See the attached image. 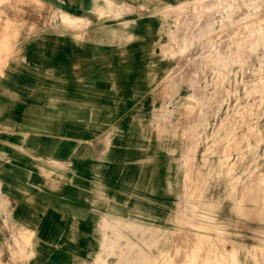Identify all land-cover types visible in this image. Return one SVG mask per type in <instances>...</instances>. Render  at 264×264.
I'll use <instances>...</instances> for the list:
<instances>
[{"label":"rangeland","instance_id":"rangeland-1","mask_svg":"<svg viewBox=\"0 0 264 264\" xmlns=\"http://www.w3.org/2000/svg\"><path fill=\"white\" fill-rule=\"evenodd\" d=\"M193 1L194 0H191V1L188 0V2H187L188 4L187 3L183 4L185 6H183V5L181 6V4L178 3L179 1H162L163 3L162 2L159 3V1H147V3L149 5L145 8H147L146 11L149 14V21L147 22L145 31L143 32L144 35H142V37H133L131 39L125 38L122 41L123 43H125V41L133 40L136 42L135 45L139 46L140 47L139 49L141 50V53L134 54V59L132 60V62L127 64L128 66L131 67V70L125 69L123 71H117V72L116 71L105 72L102 74V78H108V77L112 76L111 80H109L112 83L111 85H100V86L87 87L86 93L89 94V96H87V97H90V98L96 100V101H87L85 103L86 116H85V118H81V120H80L81 122L83 121V126H84L83 129L85 130V133L83 135H80V138H84L83 140L86 141L87 148L84 150H82V149L74 150L75 152L70 151V150H62V149L52 152V150H50V149L42 148V149H37L35 151L34 150L31 151L32 155H31V153L27 155L23 152L25 154V155L23 154V156H28V157H31L32 159L34 158L33 155H35V157L38 156L40 158L38 160V164L40 161H42V163L44 164V161L46 159H51V158H53L55 160H61L63 158H69V159H74V161L73 160L69 161L70 164L68 167V169H69L68 172L65 171V168H64L65 166H62L63 165L62 163L59 164V166L57 165L58 166L57 167L54 163L55 161L53 162V160H52L50 163H53V164H50L49 162H45L44 168L47 170H50V172L45 171V176H44V174L41 173L40 167L37 168L36 165H33V167H28L26 165L25 167H23V171H21L20 174L16 170V173H17L16 177L23 179L22 181H20L18 183H15L13 181L12 182H6V181L3 182L2 181V183H0V192H1L0 195L4 194L8 198L3 197V195H1V197L4 199H2L0 197V208L3 207V211H5V213L0 214V223L4 222V221L13 222L15 220V219H13V217H14V215H16L18 220H21V221L45 222L48 225H51L53 227V236L54 237H65L64 232L66 233L67 223L69 222V220H71L73 218H75V220L77 219L78 227L82 231V234L80 236L78 235V241L77 242L76 241L75 242L70 241L69 245L65 246V249H68V251H69L68 254L70 255V257H69L70 263L69 264H78V259H81V261H82L83 258L85 259V262L83 264H95L96 262H97V264H100L101 262L103 264H114V263L126 264V262L130 260L129 258H131V260H133L132 261L133 264L134 263L135 264H143V263L148 264V261H146V260L148 258H151V257L152 258L153 257L154 258L155 257H159V258L164 257L167 259L168 262L171 259L172 262L174 261L175 264H177V263H179V264H183V263L184 264H190V263L191 264H201V263L202 264H208V263H210V261H211V263L213 262L212 264H216L217 262H218V264H234L235 262H236L235 264H242V263L243 264L244 263L245 264H247V263L248 264H250V263L251 264H260L262 261V264H264V259H263L264 258V254H263L264 253V250H263L264 249V245H263L264 243H262L263 240L258 239V237H257L259 230L260 229L264 230V205H263L264 204L263 203L264 202V194H262V193H264V150H263L264 149V143H263V141H264V109H263L264 108V89H263V87H264L263 86L264 85V64H262V63H264V0H239L241 2L242 1L247 2L245 4L243 2L242 3L240 2L242 5H240L239 2L237 3V0H234L235 3L233 2V0H223V1L217 0L215 2L213 1V3L214 4L217 3V5H214L213 3L208 2V3H210V6L212 4L211 8L209 6L208 7L209 9H208L207 6L209 4L206 3V4H208L206 6V8L201 7V9H200L201 12L197 11L196 13L194 12L195 10L193 9L194 7L192 6V3H191ZM225 1L229 5L226 4ZM221 2L222 3L224 2L227 5L225 8H227V7L228 8L225 9L223 4L221 5ZM105 3H106V1H105ZM177 4H178V6H177ZM231 4H232V6H231ZM173 6H175V7H173ZM239 6H240V8H239ZM186 7H187V9H186ZM145 8H144V10H145ZM233 8L235 10H233ZM243 8L245 9V11H243ZM188 9H189V11H188L189 13L187 12ZM206 9H208L210 12H207ZM236 9H238V12ZM239 9L242 11L243 14L241 12H239L240 11ZM172 10L174 11L175 15L173 14ZM204 10L206 13L204 12ZM221 10H223V11L225 10V11L223 12ZM104 11L105 12L100 13L101 16L104 15L105 13L106 14L109 13L108 12V5H105ZM180 11H182V12L186 11V12L182 13ZM191 11H192V13H191ZM215 11H217L216 14H215ZM202 12H203V14H202ZM235 12H237L239 14L241 13V15L243 17L246 13V15H245L246 18L245 17L243 18L241 15L239 17L238 16L239 14H236ZM180 13L183 14V17L181 16ZM190 13H191V15H190L191 18L189 17ZM207 13H209V14H207ZM211 13L215 14V15L213 16ZM185 14H187V15H185ZM233 14H236V15H233ZM163 15H166V16H163ZM184 15H185V18H184ZM179 16L182 17L181 18L182 21H183V19H186L185 22L180 21ZM192 16L195 19L198 18L196 23H195L194 18ZM235 16L237 19H235ZM107 17H110V16H107ZM172 17H174V18L172 19ZM176 17L179 19V21L182 24H180V22L178 23V25L175 24L177 21ZM201 17L204 19H202ZM209 17H211V18H209ZM221 17L223 20L221 19ZM187 18L189 21L187 20ZM60 19L61 20L63 19L62 15L59 14V16H58V14H56L54 11L50 12L46 19H45V17H43V20H42L43 24L41 23V26L50 27L51 25H57L59 23L58 27L60 28L62 22L64 21V20L61 21ZM207 19L209 22L207 21ZM209 19L212 21H214V20H216V21H214V23H211V21ZM217 19L218 20L220 19L221 21L220 20L218 21ZM230 19H232L234 21H232ZM191 20H193V21H191ZM199 20L200 21L202 20V23H200ZM204 20L207 22V24L208 23H210V24L205 25L206 22ZM238 20H239V22H238ZM187 22H189V23H187ZM191 22L193 25L192 27L190 26ZM228 22H229V24H226ZM232 22H234V23H232ZM166 23L167 24L169 23V24L167 25ZM79 24H82V26L84 25V23H79L76 21L75 25H73V26H76V25L78 26ZM173 24L177 25L179 28H181L182 25H183V27L181 29H178V27L177 26H176L177 28L174 27L175 25H173ZM185 24L186 25L189 24L187 27H188V29H190V28L191 29L188 30L185 28V30H184L183 28L186 26ZM197 25H200V26H197ZM243 25L246 27H243ZM247 25L250 28H248ZM189 26H190V28H189ZM203 26H205L206 28H204ZM239 26H240V28H239ZM175 28H176V31H175ZM235 28H236V30H235ZM182 29H183V31H182ZM239 29H241V30L239 31ZM245 29L248 31L244 32ZM178 30L179 31L181 30V32H178ZM208 30H210L211 32ZM201 31H202V33H201ZM227 31L228 32L231 31L233 33L230 32V34H229ZM236 31H239V32L237 33ZM171 32H172V34L174 33L176 36L174 37V34L171 35ZM182 32H183V34L186 33L185 35H188V36H189V34L191 35V37L189 36L187 38L190 41V43L188 40H186V43H185L183 40L180 39V38H182V36H184L181 34ZM240 32H242V33H240ZM179 33H180V37H179ZM203 33H204V35H203ZM225 33H226V35H225ZM235 33H237V34H235ZM250 33H253L252 36ZM222 34L225 36H222ZM240 35H242V36H240ZM245 35H246V37H244V38H247V39L242 38ZM248 35H250V37ZM219 36L220 37L222 36L223 38H225L227 36L228 37H231V36L236 37L233 39L235 42H239L237 37L242 38V39L240 38L241 44H239V45H238V43H235V45H234V41L230 38L228 39V41H232L233 44H232V47L229 48L230 53L227 55V58H226L227 60L225 59V62L223 61L222 65H221V62H219V61L216 62V61H214V59H216L217 56L218 57L224 56L222 48H223V44L225 43L227 38L225 40L223 38H220ZM172 37H173V39H172ZM190 38H192V40H190ZM218 38H220L219 41H218ZM254 38H255V40L253 41ZM174 39H176V40H174ZM178 39H180V40H178ZM210 39H211V41H210ZM222 39L225 41H223ZM235 39H237V40H235ZM193 40L195 41V43ZM214 40H216V41H214ZM177 41L180 43H178ZM203 41H205V42L207 41V43H206L207 45L204 44L205 42H203ZM191 42H192V45H191ZM201 42H203V43H201ZM245 42H246V44H245ZM163 43H166L165 46ZM226 43H227V41H226ZM180 44L187 47V49L186 48L184 49L187 52L183 51V53L182 52L179 53V50L182 47V45H180ZM221 44H222V46H221ZM172 45H174V46H172ZM186 45H188V46H186ZM199 45H201V46L199 47ZM203 45H206V46L204 48L200 49L201 47H203ZM219 45H220V49L218 48ZM247 45H249V46H247ZM162 46H164V47H162ZM208 46L209 47L211 46V47L209 48ZM173 47H175V48H173ZM245 47H247V48H245ZM250 47H252V48H250ZM193 48L197 49V50H195L197 52H195V53H194V51L192 52L191 49H193ZM239 48H242V50L240 49L241 50L240 51ZM160 49H161V51H160ZM205 49L207 51H205ZM200 50L202 51V53ZM172 51H174L175 54H173ZM220 51H221V54H220ZM168 52L170 54H173V55H170ZM198 52L200 54H202V56ZM185 53H187V54H185ZM239 53H241L240 56H239ZM177 54H179V55H177ZM210 54L212 56H210ZM213 54L216 56H214ZM189 55H193L191 57L192 58L195 57V60L197 58H200V57L202 58V59L201 58L198 59L199 63L197 62L196 65H199L198 69H197L198 73L201 75L202 78L206 77L205 78L206 81L212 79L211 82H213V80H214V82H231V83H225L223 85L217 84L218 86L211 83V84H209V86L208 85L206 86V84H203V82H202L205 79L204 78L202 79L201 77H200L201 79L199 78L200 81L197 80L199 83H197L195 86H194L195 83L193 85L186 83L185 81L187 79L185 77H187V76L183 77V75H186V74L188 75L189 72H191L190 71L191 69L188 67H191L194 71L196 69L195 67H192V64L189 62L191 60L190 59L191 57ZM234 55L237 56V59H236V56L234 57ZM119 57H125V56L122 55ZM127 57H128V55H127ZM209 57H211V59ZM181 58H184L185 60H183ZM200 60H201V62H200ZM203 62L205 63V65ZM209 63H210V65H209ZM217 63H218V65H216ZM183 66H185V67H183ZM207 66H209V68L212 67V69H214V67H218L216 70L218 75L220 74V71H221L220 75H224L225 72L227 74V72L229 71L228 74L231 77L227 78V79L223 78V80H221L219 77L209 78L212 76V69L206 70ZM219 66H222L221 69H219ZM258 67H259V69H258ZM203 70L205 72L206 71L207 72L206 73L202 72ZM170 71H172L173 73ZM174 71H176L175 72L176 75L174 74ZM169 72L172 75H170ZM180 72L182 73V75ZM255 72H256V74H255ZM165 74H168L170 77L167 75V77H168L167 78ZM173 74L177 77H171V76H174ZM163 77H165V78H163ZM160 79H162V80H160ZM168 80H170V81H168ZM103 81H107V80H103ZM182 81H184V82H182ZM237 82H239V83H237ZM260 82H261V84H260ZM124 83H126V84H124ZM159 83H161V84H159ZM178 83H180V84H178ZM234 83H236V84H234ZM253 83H255L256 85ZM262 83H263V85H262ZM167 84H168V87H167ZM260 85L262 86V88ZM191 86L193 87L192 88L193 90H191ZM237 86H239V87L236 91ZM172 87H174V88H172ZM195 87H198V88H195ZM205 87H207V89L210 90L209 94H208V92L202 91V90H204L203 88H205ZM252 87H253V89H252ZM162 88H163V91H162ZM164 88H166V89H164ZM168 89H169V91H168ZM220 89H223V91ZM218 90H220L219 91L220 94H218ZM199 91L202 92L201 93L202 95H200ZM232 91L233 92L236 91V94L235 93L233 94ZM250 91L253 92V94ZM162 92L164 94H167V95H163ZM227 92H229V93H227ZM247 92H248V95H247ZM259 92H260V94L263 93V94H261L262 96L259 94ZM192 93L193 94L195 93V95H193ZM226 94H227V96H226ZM199 95H200V97H199ZM219 95H221V98ZM190 96H193V97H190ZM166 97L170 98V99H167ZM195 97H196V99H195ZM222 97H224V98H222ZM261 97H263V99ZM189 98H190V100H189ZM199 98H200V100H199ZM205 98H207V99H205ZM247 98H248V100H247ZM163 99H164V101H162ZM220 100H222V102ZM234 100H236V101H234ZM186 101H187V103H186ZM218 101H219V103H218ZM161 103L163 104V106H160ZM189 103H190V106L193 108L192 111H191V109L188 110L185 108L186 105H189ZM201 103L203 105L204 104L205 105L202 106ZM165 104H167V105H165ZM210 104H212V106ZM218 104L219 105L221 104L220 107H218L219 106ZM246 104H248V105H246ZM259 104H260V108L258 106ZM58 105L60 106V103L55 102L54 124H56L60 120L58 118L60 116V114H59L58 110L56 111V109L59 107ZM206 105H207V107H206ZM240 105H242V106H240ZM73 107H71V109H70L71 110V112H70V114H71L70 118L71 119L73 118L72 117V115H73L72 110L77 109V108L75 109V106H73ZM163 107H165V110L162 109ZM208 107H211V108H208ZM237 107H238V109H236ZM249 107L251 108V110ZM195 108H197V109H195ZM225 108H227V109H225ZM257 108H258V110H257ZM180 110L181 111L183 110V111L181 112ZM184 110H186V111H184ZM241 110H242L241 113L243 116L240 115ZM244 110L245 111L247 110L248 113L245 112ZM95 111H96V113H95ZM99 111H100V113H99ZM226 111H227V113H226ZM236 111L237 112L239 111L240 114L237 113ZM215 112L217 113V115H220V117H219L220 120H218V117L213 115ZM160 113L161 114L165 113V114H162L163 115L162 116ZM93 115H97V116H93ZM249 115H250V117H249ZM157 116L159 119H157V121H156ZM187 117H188L189 121H186V120H188V119H186ZM214 117L217 120H214ZM231 117H232V120H231ZM233 117H235V119ZM240 117H242L243 120H242V118L240 119ZM253 117H255V118H253ZM176 118H177V120H176ZM229 119L232 122H230ZM72 120H74V119H72ZM75 120H77V119H75ZM154 120H155V122H154ZM205 120L207 121V123ZM185 121L187 122V125H186ZM240 121H241V123H240ZM247 121H249V122H247ZM181 122H183V123L181 124ZM209 122H210V124H209ZM219 122H222V125H220L221 123H219ZM72 123L74 125H78V122H76V121H73ZM151 123H153V124L151 125ZM237 123L241 126V128L240 127H238V128L234 127L237 125ZM226 124L229 127H227ZM239 125H237V126H239ZM252 125L254 128L252 127ZM201 126H202V128H201ZM223 126H225V127H223ZM248 126H250V127H248ZM160 127L162 130L159 129ZM189 127H191V128L189 129ZM204 127L206 128V131H208V133L210 134L209 135L210 136L209 141L211 144L209 143L208 145H206V143H204V142L203 143L201 142V136L204 134L203 133ZM177 128H178V130H177ZM181 128L186 131V132L184 131L186 134L185 137L181 136V135H184L183 130ZM255 128H256V130H255ZM216 129L217 130L219 129L220 131L219 130L216 131ZM199 130H201V131H199ZM225 130H227V131L224 133ZM179 131H180V133H179ZM233 131H235V132H233ZM244 131L246 133H244ZM250 131H251V133H250ZM197 132H198V135H197ZM254 132H255V134H254ZM178 133L180 135H178ZM187 133L189 134V136L187 135ZM229 133L232 135H230ZM241 134H243L244 136ZM226 135L228 136V138L226 137ZM72 136H73V134H71L70 137H72ZM81 136H83V137H81ZM223 136L226 138H224ZM253 136H254V138L252 139L251 137H253ZM231 137H233L234 139ZM241 137L243 139H245L246 141L243 140ZM75 138L76 139L78 138L77 134H75ZM221 138L223 140L224 139L225 140L222 141ZM247 138H248V141H247ZM195 139H197V140H195ZM214 139H215V141H214ZM194 140L196 142H194ZM80 141H82V139H80ZM187 141H189V142H187ZM237 141H240L241 144L239 142L237 143ZM258 141H259V144H258ZM216 142H219V143H216ZM104 143L106 144V146H104L105 145ZM212 143H213V145H212ZM232 143L235 145L233 146ZM237 144H239V145L237 146ZM224 145H225V147L227 146L228 148H224ZM250 145H251V148H250ZM40 146L44 147L45 144H40ZM247 146L249 147V149ZM181 147H183L182 150H181ZM205 147L207 149H205ZM236 147L239 149L237 150ZM189 148L195 149V150L193 151V150H190ZM222 148H224V149H222ZM94 149H96V152L94 151ZM101 149H103V151ZM184 149H186V151ZM187 149H189V151ZM183 150L185 152H187V151L188 152L185 154V152ZM129 151L132 152L133 154L129 155ZM6 152H10V151L6 150ZM97 152L98 153L101 152V153L98 154ZM178 152H179V154H178ZM182 152H184V153H182ZM217 153H218V156H216ZM95 154H97L96 157H95ZM212 154H214V155H212ZM120 155H123V156L121 158H119ZM188 156H189V158H188ZM179 157H180V160H179ZM181 157H182V159H181ZM185 157H187V158H185ZM205 157L207 158V160ZM227 157H229V158H227ZM148 158H150V159H148ZM170 158H173V159H170ZM217 158H219L218 160H219V162L221 161V163L218 162ZM225 158H227V159L225 160ZM192 159H193V161H192ZM183 160H185V161L188 160L189 162L186 161V163H184ZM201 160L202 161L204 160V162H202ZM231 162H233V163L229 164ZM203 163H204V165H203ZM183 164H186L187 166L183 165ZM40 165H42V164H40ZM184 167H188V168H184ZM227 167H228V169H227ZM183 168L187 169V170L184 171ZM189 168H190V170H189ZM230 169H232V170L230 171ZM27 170H30V171L28 172ZM152 170H154V172H152ZM252 170H254V171L252 172ZM14 171H15L14 167H10V166L9 167H0V178L1 177L3 178V176H4L3 174H13ZM191 171H192V173H191ZM35 172H37V174L39 173L38 174L39 179L47 178V180L44 179L43 181L42 180L38 181L36 176L33 175ZM183 172H184V174H182ZM196 172H197L198 176H196ZM28 173H30L29 176H28ZM200 173H201V175H200ZM161 174H163V175L165 174L163 180L160 179V177L162 176ZM247 175H249L250 178L247 177ZM260 175H261V177H259V179H258V176H260ZM150 176H152L153 179L154 178L156 179V181H154L155 182L154 185L156 184L155 188L152 190L149 189L150 183L147 182L149 180L147 178H149ZM157 176L159 177V179H157ZM195 177H197V178H195ZM199 177H200V179H199ZM142 178H143V180H142ZM99 179H101V180H99ZM183 179H184V181L182 182ZM236 179H238V180H236ZM249 179H250V181H249ZM260 179H261L262 183L260 182ZM11 180H13V179L11 178ZM185 180H186V182H185ZM255 180H256V182H255ZM39 182L43 186L47 187L48 190L46 191V193L45 192H39L38 185H37V183H39ZM80 182L85 183L88 186H86V188H84V187H82L83 185H81ZM189 182H192L193 184L189 183ZM235 182H236V184H235V186H233V184ZM250 182H252V183H250ZM229 183H231V184H229ZM256 184H258L260 186V191L262 190V192H259L261 194L260 200L258 198V201L260 203L261 202L262 203L255 207L254 205L251 204L252 198L249 197V193H251V189H250L251 186L252 185L255 186ZM169 187H171V189ZM14 188L16 190V195H17L15 197H14L15 193L13 191ZM200 188H201V190H200ZM178 189H180V190H178ZM194 190H196V191H194ZM231 190H233V191H231ZM99 191H102L105 193L109 192V194H110V192H111V194H112V192H114L119 197H127L129 199H132V201H134L135 198H132L129 195V194L133 193L134 196H136V198H137L136 200H139L140 205L150 206L151 208L158 209L162 213V216L160 215L162 218H157V217L149 215L145 212L135 213V211L134 212L130 211L128 206L119 205V203L117 204L115 199L113 201V199L110 200L109 197L104 198L102 196L101 197L98 196ZM184 191L187 192V194ZM243 191L246 192L247 195ZM194 192L195 193L197 192V193L195 194ZM198 192H200V193H198ZM234 192H235V194H234ZM242 192L244 193V195H246L245 197L242 195L243 194ZM179 193L182 196H179ZM192 194H194V195H192ZM197 194L199 195L198 197L196 196ZM10 195H11V197H10ZM84 196H86V198ZM185 196H186V198H183ZM233 197H235V198L233 199ZM193 198H195V200ZM67 200H69V202H66ZM182 200H183V202H182ZM197 201H199V202H197ZM176 202H178L177 205H176ZM239 202H241V204ZM182 203H184V204H182ZM188 203L192 206H190ZM201 204L202 205L204 204V205L202 206ZM182 205L185 206L186 208L188 206V208L186 209ZM189 206H190V208H189ZM235 206H237V207H235ZM13 207L14 208L16 207L18 214L7 213L10 210L13 211L14 210V209L12 210ZM191 207H193L194 209L193 208L191 209ZM242 207H243V209H242ZM262 208H263V210H262ZM182 209H184V212L186 215L184 214ZM259 209H261L262 211ZM200 210H203V211L200 212ZM188 211H189V213H188ZM208 211H209V213H207ZM252 211L253 212L256 211V214L255 215L249 214L250 212L252 213ZM178 213H180L179 216H178ZM258 213H259V216H262L261 220H258V218H259L257 216ZM187 214H189L190 216ZM39 216H41V219L39 218ZM204 216H206V218ZM89 217L92 219V221L89 219ZM172 217H173V219H172ZM188 217H189V219H188ZM207 217H209V218H207ZM100 218H101V220H99ZM115 218H116L117 224H116ZM185 218H186V220H185ZM102 219H104V220H102ZM132 219H134V220H132ZM87 220H89V222H86ZM119 223H120V225L117 226ZM179 223L181 225H179ZM97 224L101 227L102 231L104 229V231L101 232V233H103L102 236H100ZM219 224H221V225H219ZM133 227H134L135 231L133 230ZM138 227H139V229H138ZM151 227H153V228H151ZM215 227H216V229H215ZM117 228H118V230H117ZM145 228H147V229H145ZM137 229H138V231H137ZM156 229H158L159 231L158 230L156 231ZM129 230L130 231L133 230L132 232H134V233H132V232L129 233L130 232ZM163 230H164V232H163ZM175 231L177 234H180V235L178 236L177 234H174ZM6 232H11V230H6ZM43 232H45V230H43ZM118 232H120V237L118 236ZM226 232H228L229 234ZM112 233H113V235H112ZM121 235H122V237H121ZM153 235H154V237H153ZM174 235L177 236L178 238H180L181 241L183 239H185L186 241L183 240V242H181L180 239H178L176 237L177 238L176 240L181 242L179 244L175 240ZM182 236L184 238H182ZM204 236H205V239L203 238ZM8 237H10V235H8ZM114 237H117V238H114ZM157 237L158 238L161 237V238L158 239ZM101 238L102 239L105 238V240L107 238L108 241L111 240L110 241L111 244L113 243V239H114L116 245H115V247H113V245H110L111 250L109 248L107 249L108 251L106 249H104L101 253V256H100V258L102 257L103 259H97L96 260V258H97L96 254L93 257V255H94L93 253H91V254L88 253L90 251V248L88 246L97 247L99 240H102ZM122 238L123 239L125 238V239L122 240ZM150 238H152V239H150ZM197 238L201 239L200 240L201 244L199 243V240ZM118 239H121V240H118ZM136 239H138L139 241ZM172 239L175 241V243ZM116 240L121 241V242L127 241V243L124 242L125 243L124 245L126 248L124 246H122L123 244H120V245L117 244ZM143 240H148V241H143ZM156 240H157V242H156ZM170 240H171V242L173 241L172 242L173 246L171 245ZM195 240L198 242H196ZM213 241H215V242H213ZM176 242H177V244H176ZM223 242H224V244H223ZM230 242H231V244H230ZM236 242H238V243H236ZM189 243L191 246H189ZM195 243L196 244L198 243V244L196 245ZM213 243L216 246H214ZM128 244H130V245H128ZM175 244H176V246H175ZM192 244H193V246H192ZM230 245H231V247H230ZM258 245L262 248H257V247H259ZM127 246H128V248H127ZM184 246H187V247H184ZM196 246H198V247H196ZM112 247L115 249V252L112 251L113 250ZM178 247H179V249H178ZM249 247L250 248H257L256 249L257 251L254 249L255 253L256 252L257 253L255 255H254V253L252 254V251H250L251 249ZM138 248L140 249V251L142 250L141 252H144V253L142 255L136 254V256L137 255L138 256H137V258H135L134 257L135 253H136L135 251L139 250ZM195 248H197V249H195ZM118 249L123 251L121 253V255L123 254V256L120 257V255H119L120 250H118ZM130 249H131V251H129ZM170 249H173V251H171ZM232 249H234V251ZM124 250L126 251V255H125ZM154 250H157L158 252L160 251L161 254L158 253L159 255L157 254V256H155L154 254L151 255L152 253L150 254V252L154 251ZM176 250H179V251L177 252ZM235 250H236V252H235ZM164 251H166V252H164ZM183 251H185L186 254ZM204 251H206V252H204ZM207 251L209 252V254ZM232 251H233V253L235 252L234 253L235 255L232 253ZM241 251H243V252H241ZM261 251H263V252H261ZM104 252H105V255H104ZM127 252H128V254H127ZM170 252L175 257H173ZM180 252L182 254V257L180 256L181 254L180 255L177 254ZM196 252H198V254ZM258 252H259V254H258ZM116 253H117V256H116ZM205 253H207L208 255L207 254L205 255ZM113 254H115V257H113L114 256ZM169 254L173 257V259H172V257H170ZM260 254H262L263 258L261 257ZM129 255H130V257H129ZM166 255H168V257ZM183 255H184V257H183ZM189 255H192V256H189ZM251 255H253V256H251ZM124 256H126V257L123 259L122 257H124ZM245 256H247V257H245ZM255 256L256 257L258 256L259 258L258 257L256 258ZM138 257H139V259H142V261H144V262H142L141 260L139 261ZM140 257H142V258H140ZM143 257H144V260H143ZM232 257H234L233 263H232V259H233ZM93 258H95V259H93ZM119 258L122 260L118 261ZM174 258L180 260L181 262L180 261L176 262L177 260ZM180 258L183 259V263H182V260ZM255 258L259 259V260H256ZM193 259H195V262ZM260 259H261V261H260ZM93 260H94V262H93ZM100 260H101V262H100ZM134 260L139 261L140 263L139 262L136 263V261L134 262ZM171 260H170V263H168L167 261H166V263L171 264L172 263ZM245 260H246V262H245ZM123 261H125V262H123ZM256 261H259V262H256ZM129 262H131V261H129ZM132 262H131V264H132ZM174 263H172V264H174ZM80 264H82V262H80ZM127 264H129V263L127 262Z\"/></svg>","mask_w":264,"mask_h":264},{"label":"crops","instance_id":"crops-1","mask_svg":"<svg viewBox=\"0 0 264 264\" xmlns=\"http://www.w3.org/2000/svg\"><path fill=\"white\" fill-rule=\"evenodd\" d=\"M147 1L188 0H0V167L10 166L15 170L13 174H3L0 183L22 181L16 177V170L20 174L26 165L40 167L45 176V171L50 172L44 168L45 162L52 160L56 161L55 165L62 163L68 172L69 161L74 159L51 158L46 159L44 164L42 161L38 164V156L33 155L32 159L23 154L32 155L31 151L42 148L52 152L87 148L84 138H80L85 133L83 121L80 120L86 116L85 103L96 101L87 97V87L111 85L109 80L112 76L102 78L105 72L131 70L127 64L141 50L133 40L122 41L144 35L149 21L145 8L149 5ZM105 5H108L109 13L101 16L100 13L105 12ZM53 11L68 14L79 23L83 20L85 25L79 24V29L73 26L74 22L73 25L62 22L60 28L59 23L50 27L41 26L43 17L46 19ZM122 55L125 57H119ZM55 102L60 103L56 109L60 120L56 124ZM73 106L77 108L72 110L74 120L70 118ZM73 121L78 125H74ZM71 134L74 137H70ZM40 144L45 146L41 147ZM38 174H33L38 181L47 180L39 179ZM13 191L14 197L17 196L15 188ZM98 195L112 199L111 192L108 196L99 191ZM12 210L9 211L11 214H18L16 207ZM2 213H5L3 207L0 208ZM13 219V222L0 223V264L70 263L69 251L65 246L70 241L77 242L78 238L54 237L53 227L45 222L21 221L16 215ZM25 238L27 246L24 244ZM80 262L83 264L85 259H78V264Z\"/></svg>","mask_w":264,"mask_h":264},{"label":"bare ground","instance_id":"bare-ground-1","mask_svg":"<svg viewBox=\"0 0 264 264\" xmlns=\"http://www.w3.org/2000/svg\"><path fill=\"white\" fill-rule=\"evenodd\" d=\"M190 1H191V0H190ZM213 1L215 2V1H217V0H194V1L191 2V3H192V6L194 7V8H193V9L195 10L194 12L196 13L197 11H200L201 7H205V8H206V6L209 4V5L207 6V8H208V7L210 6V3H213ZM219 1H220V0H219ZM221 1H223V0H221ZM187 2H188V1H179L178 3H180L181 6H182L183 4H186ZM208 2H210V3H208ZM225 2H226V1H225ZM233 2H234V0H233ZM238 2L240 3L241 1L237 0V3H238ZM242 2H243V1H242ZM242 2H241V3H242ZM250 2H251V1H250ZM106 3H107V2H106ZM109 3H111V2H109ZM206 3H208V4H206ZM234 3H235V2H234ZM241 3H240V5H242ZM243 3L245 4V3H247V2H243ZM187 4H188V3H187ZM213 4H214V3H213ZM222 4H223V6H224V8H225V7L227 6L226 4H228V3L226 2V4H225L224 2H223V3L221 2V5H222ZM250 4H251V3H250ZM214 5H217V3L214 4ZM214 5H213V6H214ZM221 5H220V6H221ZM228 5H229V4H228ZM238 5H239V4H238ZM177 6H178V4H177ZM183 6H185V5H183ZM211 6H212V4H211ZM211 6H210V8H211ZM231 6H232V4H231ZM249 6H250V5H249ZM173 7H175V6H173ZM189 7H190V6H189ZM216 7H217V6H216ZM216 7H215V8H216ZM229 7H230V6H229ZM243 7H244V6H243ZM227 8H228V7H227ZM227 8H225V9H227ZM239 8H240V6H239ZM97 9L99 10V7H98ZM175 9H176V8H175ZM177 9H178V8H177ZM186 9H187V7H186ZM208 9H209V8H208ZM208 9H206V11H207V12H210ZM229 9H230V8H229ZM229 9H228V10H229ZM241 9H242V8H241ZM247 9H248V8H247ZM100 10H101V9H100ZM100 10H99V11H100ZM180 10H181V9H180ZM217 10H218V9H217ZM233 10H235V9L233 8ZM236 10H237V12H238V9H236ZM239 10H240V9H239ZM70 11H71V10H70ZM95 11H96V10H95ZM101 11H102V10H101ZM172 11H173V10H172ZM188 11H189V9L187 10V12H188ZM213 11H214V10H213ZM221 11H223V10H221ZM224 11H225V10H224ZM224 11H223V12H224ZM243 11H245L244 8H243ZM180 12H182V11H180ZM185 12H186V11H185ZM185 12H182V13H185ZM200 12H201V11H200ZM204 12H205V10H204ZM211 12H212V11H211ZM216 12H217V11H215V14H216ZM231 12H232V11H231ZM231 12H230V13H231ZM237 12H235V13H236V14H239V13H237ZM239 12L242 13L241 10H240ZM65 13H66V12H65ZM115 13H116V11H115ZM155 13H156V12H155ZM159 13H160V12H159ZM165 13H166V12H165ZM175 13H176V12H175ZM178 13H179V12H178ZM182 13H180V14H181V16L183 17V14H182ZM188 13H189V12H188ZM191 13H192V11H191ZM191 13L189 14V17H190V15H191ZM205 13H206V12H205ZM212 13H213V12H212ZM212 13H211V14H212ZM233 13H234V12H233ZM241 13L238 15L239 17H240V15H241ZM105 14H106V13H105ZM111 14H112V12H111ZM160 14H161V13H160ZM163 14H164V13H163ZM167 14H168V13H167ZM170 14H171V13H170ZM173 14H174V11H173ZM180 14H179V15H180ZM202 14H203V12H202ZM207 14H209V13H207ZM211 14H210V15H211ZM215 14H212V15L214 16ZM236 14H233V15H236ZM242 14H243V13H242ZM60 15H62V18H63L62 20H61V19H60V20H61V21L64 20L63 22L69 23V24H71V25H73V22H74V23L76 22V19H74V18H70V17L68 16V14H60ZM112 15H113V14H112ZM174 15H175V14H174ZM185 15H187V14H185ZM185 15H184V18H185ZM198 15H199V14H198ZM198 15H197V16H198ZM218 15H219V14H218ZM245 15H246V13H245ZM245 15H244V17H245ZM58 16H59V14H58ZM163 16H166V15H163ZM167 16H168V15H167ZM176 16H177V15H176ZM201 16H202V15H201ZM205 16H206V15H205ZM205 16H204V17H205ZM208 16H209V15H208ZM213 16H212V17H213ZM241 16H242V15H241ZM174 17H175V16H174ZM174 17H172V19H173ZM179 17H180V16H179ZM182 17H180V21H182V19H181ZM186 17H187V16H186ZM192 17H193V16H192ZM227 17H228V16H227ZM233 17H234V16H233ZM233 17H232V18H233ZM242 17H243V16H242ZM244 17H243V18H244ZM167 18H168V17H167ZM190 18H191V17H190ZM193 18H194V17H193ZM193 18H192V19H193ZM199 18H200V17H199ZM201 18H202V17H201ZM205 18H206V17H205ZM207 18H208V17H207ZM209 18H211V17H209ZM245 18H246V17H245ZM176 19H177L178 22L176 21L175 24L178 25V23H179L180 21H179V19H178L177 17H176ZM197 19H198V18H197ZM197 19L194 18L195 23H196ZM202 19H204V18H202ZM212 19H213V18H212ZM221 19H222V17H221ZM226 19H227V18H226ZM235 19H237L236 16H235ZM261 19H262V18H261ZM77 20H80V19H77ZM185 20H186V19H183L184 22H185ZM187 20H188V18H187ZM209 20H210V19H209ZM217 20H218V19H217ZM219 20H220V19H219ZM219 20H218V21H219ZM222 20H223V19H222ZM230 20H232V19H230ZM80 21H81V20H80ZM82 21H83V20H82ZM82 21H81V23H83ZM84 21H85V20H84ZM183 21H182V22H183ZM188 21H189V20H188ZM191 21H193V20H191ZM204 21H205V20H204ZM207 21H208V19H207ZM210 21H211V23H214V21H216V20H214V21L210 20ZM220 21H221V20H220ZM225 21H226V20H225ZM227 21H228V20H227ZM232 21H234V20H232ZM236 21H237V20H236ZM236 21H235V22H236ZM240 21H241V20H240ZM127 22H128V20H127ZM129 22H131V21H129ZM199 22L202 23V20H201V21L199 20ZM205 22H206V21H205ZM208 22H209V21H208ZM230 22H231V21H230ZM238 22H239V20H238ZM244 22H245V21H244ZM244 22H243V23H244ZM187 23H189V22H187ZM193 23H194V22H193ZM195 23H194V24H195ZM232 23H234V22H232ZM246 23H247V22H246ZM86 24H87V23H86ZM166 24H167V23H166ZM166 24H165V25H166ZM168 24H169V23H168ZM168 24H167V25H168ZM175 24H173V25H175ZM180 24H182V23L180 22ZM190 24H191L190 26L192 27V26H193V25H192V22H191ZM208 24H210V23H208ZM208 24H207V22L205 23V25H208ZM226 24H229V22L226 23ZM230 24H231V23H230ZM241 24H242V23H241ZM244 24H245V23H244ZM66 25H67V24H66ZM74 25H75V24H74ZM84 25H85V24H84ZM177 25H175L174 27H176ZM185 25H186V24H185ZM188 25H189V24H188ZM188 25H186L183 29H184V30H185V28L188 29V27H187ZM200 25H201V24H200ZM200 25H197V26H200ZM222 25H223V24H222ZM231 25H232V24H231ZM236 25H237V24H236ZM249 25H250V24H249ZM76 26H77V25H76ZM190 26H189V28H190ZM197 26H196V27H197ZM240 26H241V25H240ZM240 26H239V28H240ZM74 27H75V26H74ZM177 27H178V26H177ZM177 27H176V28H177ZM182 27H183V25L181 26V28H182ZM203 27L206 28L205 26H203ZM243 27H246V26L243 25ZM247 27H248V25H247ZM257 27H258V26H257ZM77 28H78V27H77ZM77 28H76V29H77ZM79 28H80V27H79ZM79 28H78V29H79ZM81 28H82V27H81ZM176 28H175V31H176ZM181 28L178 27V29H181ZM218 28H219V27H218ZM237 28H238V27H237ZM241 28H242V27H241ZM248 28H250V27H248ZM254 28H255V27H254ZM254 28H253V29H254ZM183 29H182V31H183ZM190 29H191V28H190ZM190 29H188V30H190ZM192 29H193V28H192ZM197 29H198V28H197ZM201 29H202V28H201ZM230 29H231V28H230ZM230 29H229V30H230ZM233 29H234V28H233ZM233 29H232V30H233ZM243 29H244V28H243ZM72 30H75V29H72ZM198 30H199V29H198ZM211 30H212V29H211ZM235 30H236V28H235ZM237 30H238V29H237ZM240 30H241V29H239V31H240ZM75 31H76V30H75ZM186 31H187V30H186ZM191 31H192V30H191ZM208 31H210V30H208ZM239 31H236V32L238 33ZM246 31H248V30L245 29L244 32H246ZM249 31H250V30H249ZM83 32H84V31H83ZM173 32H174V31H173ZM178 32H181V30H180V31L178 30ZM197 32H198V31H197ZM199 32H200V31H199ZM210 32H211V31H210ZM227 32H228V31H227ZM230 32H231V31H230ZM230 32H228V33L230 34ZM255 32H256V31H255ZM85 33H86V32H85ZM201 33H202V31H201ZM206 33H207V32H206ZM231 33H233V32H231ZM237 33H235V34H237ZM240 33H242V32H240ZM86 34H87V33H86ZM166 34H167V33H166ZM166 34H165V35H166ZM173 34H174V33H173ZM173 34H172V32H171V35H173ZM181 34L184 35V36H182V38H180V39L183 40L185 43H186V40H188L187 38H188L189 36L191 37L190 34H189V36H188V35H185L186 33L183 34V32H182ZM187 34H188V33H187ZM197 34H198V33H197ZM207 34H208V33H207ZM229 34H228V35H229ZM246 34H247V33H246ZM250 34H251V36H252L253 33H250ZM10 35H11V34H10ZM74 35H75V34H74ZM171 35H170V36H171ZM177 35H178V34H177ZM199 35H200V34H199ZM203 35H204V33H203ZM205 35H206V34H205ZM225 35H226V33H225ZM225 35L222 34V36H225ZM232 35H233V34H232ZM175 36H176V35L174 34V37H175ZM201 36H202V35H201ZM222 36H221V37L219 36V37H220V38H223ZM240 36H242V35H240ZM248 36L250 37V35H248ZM130 37H131V36H130ZM179 37H180V33H179ZM244 37H246V35L243 36L242 38H243V39H247V38H244ZM75 38H76V36H75ZM216 38H217V37H216ZM220 38H218V41H219ZM226 38H227V40H226ZM229 38L233 40V39L236 38V37H233V36L228 37V36H227V37L223 38V39H225V40L227 41V43H226V41L222 39V40L225 41V43H226V44H225V43L223 44V48H222V51H223V55H224V56H219V57L217 56V58L214 59V61H216V62H218V61L221 62V65H222L223 61L225 62V59L227 58V55L230 53V52H229V48L232 47V44H233L232 41H228ZM237 38H238V41L240 42V38H241V37H237ZM242 38H241V39H242ZM8 39H9V38H8ZM11 39H12V38H11ZM172 39H173V37H172ZM180 39H178V40H180ZM196 39H197V38H196ZM196 39H195V40H196ZM199 39H200V38H199ZM251 39H252V38H251ZM251 39H250V40H251ZM174 40H176V39H174ZM190 40H192V38H190ZM235 40H237V39H235ZM248 40H249V39H248ZM254 40H255V38L253 39V41H254ZM261 40H262V39H261ZM261 40H260V41H261ZM10 41H11V40H10ZM10 41H9V43H10ZM171 41H172V40H171ZM188 41H189V40H188ZM193 41H194V40H193ZM196 41H197V40H196ZM210 41H211V39H210ZM214 41H216V40H214ZM214 41H213V42H214ZM233 41H234V40H233ZM243 41H244V40H243ZM168 42H169V41H168ZM177 42H178V41H177ZM203 42H205V41H203ZM203 42H201V43H203ZM220 42H221V41H220ZM239 42H235V41H234V45H235V43H238V45L241 44V42H240V43H239ZM248 42H249V41H248ZM251 42H252V41H251ZM251 42H250V43H251ZM7 43H8V41H7ZM9 43H8V44H9ZM174 43H175V42H174ZM178 43H180V42H178ZM187 43H188V42H187ZM189 43H190V41H189ZM194 43H195V41H194ZM194 43H193V44H194ZM201 43H200V44H201ZM206 43H207V41H206L204 44H206ZM218 43H219V42H218ZM250 43H249V44H250ZM163 44H164V46H165L166 43H163ZM175 44H176V43H175ZM175 44H174V45H175ZM243 44H244V43H243ZM245 44H246V42H245ZM174 45H172V46H174ZM180 45H182V44H180ZM191 45H192V42H191ZM191 45H190V46H191ZM201 45H202V44H201ZM201 45H199V47H200ZM206 45H207V44H206ZM206 45H203V47H201L200 49L204 48ZM208 45H209V44H208ZM224 45H225V46H224ZM253 45H254V44H253ZM159 46H160V45H159ZM164 46H162V47H164ZM186 46H188V45H186ZM221 46H222V44H221ZM247 46H249V45H247ZM162 47H161V48H162ZM179 47H180V46H179ZM208 47H209V46H208ZM208 47H207V48H208ZM210 47H211V46H210ZM210 47H209V48H210ZM212 47H213V46H212ZM12 48H13V47H12ZM12 48H10V50H12ZM173 48H175V47H173ZM185 48L187 49V47H185V46L182 45L181 49L179 50V53H181V52L183 53V51H186V50H184ZM218 48L220 49V45H219ZM245 48H247V47H245ZM245 48H244V49H245ZM250 48H252V47H250ZM166 49H167V48H166ZM240 49L242 50V48H239V50H240ZM8 50H9V49H8ZM171 50H172V49H171ZM195 50H197V49H194V48L191 49V51H192V52L194 51V53L197 52V51H195ZM198 50H199V49H198ZM237 50H238V49H237ZM241 50H240V51H241ZM160 51H161V49H160ZM167 51H168V50H167ZM177 51H178V50H177ZM177 51H176V52H177ZM200 51H201V50H200ZM200 51H199V52H200ZM203 51H204V50H203ZM205 51H207V50L205 49ZM172 52H173V54H175L174 51H172ZM186 52H187V51H186ZM199 52H198V53H199ZM209 52H210V51H209ZM209 52H208V53H209ZM217 52H218V51H217ZM245 52H246V51H245ZM9 53H10V52H9ZM9 53H8V55H9ZM11 53H12V51H11ZM159 53H160V52H159ZM166 53H167V52H166ZM168 53H169V52H168ZM201 53H202V51H201ZM203 53H204V52H203ZM162 54H163V53H162ZM169 54H170V53H169ZM173 54H170V55H173ZM185 54H187V53H185ZM192 54H193V53H192ZM199 54H200V53H199ZM199 54H198V55H199ZM220 54H221V51H220ZM220 54H219V55H220ZM235 54H236V53H235ZM237 54H238V53H237ZM240 54H241V53H239V56H240ZM8 55H7V56H8ZM160 55H161V54H160ZM177 55H179V54H177ZM180 55H181V54H180ZM200 55L202 56V54H200ZM213 55H214V54H213ZM162 56H163V55H162ZM165 56H166V55H165ZM167 56H168V55H167ZM185 56H186V55H185ZM185 56H184V57H185ZM189 56L191 57V56H193V55H189ZM194 56H195V55H194ZM210 56H212V55L210 54ZM214 56H216V55H214ZM235 56H236V55H234V57H235ZM239 56H238V57H239ZM190 57H189V58H190ZM198 57H199V56H198ZM172 58H173V57H172ZM200 58H201V57H200ZM200 58H197V59H196L197 61H196V60H195V57H194V58L191 57V58H190L191 60H190L189 62L192 64V67H195L196 69H195V71H194L191 67H188V68L191 69V70H190L191 72H189L188 75H187V74H186V75H183V77H184V76H187V77H185V78H186L188 81L186 80L185 82L188 83V84H190V85H193V84L195 83V84H194V86H195L197 83H199L197 80H199V78L201 77V75L198 73V70H197V69H198V66H199V65H196V63L198 62V59H200ZM209 58L211 59V57H209ZM181 59L185 60L184 58H181ZM201 59H202V58H201ZM206 59H207V58H206ZM236 59H237V56H236ZM226 60H227V59H226ZM214 61H213V62H214ZM183 62H184V61H183ZM200 62H201V60H200ZM204 62H205V61H204ZM204 62H203V63H204ZM208 62H209V61H208ZM213 62H212V63H213ZM184 63H185V62H184ZM198 63H199V62H198ZM226 63H227V62H226ZM179 64H180V63H179ZM191 64H190V65H191ZM207 64H208V63H207ZM207 64H206V65H207ZM262 64H264V63H262ZM204 65H205V63H204ZM209 65H210V63H209ZM216 65H218V63H217ZM185 66H186V65H185ZM185 66H183V67H185ZM226 66H227V65H226ZM174 67H175V66H174ZM202 67H203V66H202ZM205 67H206V66H205ZM221 67H222V66H219V69H221ZM186 68H187V67H186ZM217 68H218V67H214V69H212V67L209 68V66H207L206 70L212 69V76L209 77V78H217V77H219L221 80H223V78H226V79H227V78H230V77H231V76L228 74L229 71L227 72V74H226V72H225L224 75H220V74H221V71H220V74L218 75V73L216 72ZM260 68H261V67H260ZM174 69H175V68H174ZM174 69H173V70H174ZM258 69H259V67H258ZM171 70H172V69H171ZM177 71H178V70H177ZM183 71H184V70H183ZM170 72H172V71H170ZM170 72H169V74H170ZM175 72H176V71H174V74H175ZM178 72H179V71H178ZM181 72H182V71H181ZM181 72H180V73H181ZM202 72H205V71L203 70ZM206 72H207V71H206ZM206 72H205V73H206ZM172 73H173V72H172ZM174 74H173V75H174ZM255 74H256V72H255ZM165 75H166V77H167L168 74H165ZM170 75H172V74H170ZM175 75H176V74H175ZM175 75H174V76H171V77H177V76H175ZM177 75H178V74H177ZM181 75H182V73H181ZM168 76H169V75H168ZM169 77H170V76H169ZM258 77H259V76H258ZM163 78H165V77H163ZM167 78H168V77H167ZM180 78H181V77H180ZM201 78H202V77H201ZM201 78H200V79H201ZM203 78H204V77H203ZM203 78H202V79H203ZM205 78H206V77H205ZM205 78H204V79H205ZM191 79H192V80H191ZM234 79H235V78H234ZM260 79H261V78H260ZM160 80H162V79H160ZM166 80H167V79H166ZM166 80H165V81H166ZM179 80H180V79H179ZM184 80H185V79H184ZM211 80H212V79H211ZM211 80L206 81V79H205V80L202 81V82H203V84H206V86H207V85L209 86V84H211V83H213V84H215V85H217V84H222V85H223V84H225V83H231V82H214V80H213V82H211ZM216 80H217V79H216ZM228 80H229V79H228ZM257 80H258V79H257ZM163 81H164V80H163ZM168 81H170V80H168ZM171 81H172V80H171ZM199 81H200V80H199ZM224 81H225V80H224ZM233 81H234V80H233ZM180 82H181V81H180ZM182 82H184V81H182ZM162 83H163V82H162ZM237 83H239V82H237ZM159 84H161V83H159ZM165 84H166V83H165ZM178 84H180V83H178ZM188 84H187V85H188ZM203 84H202V85H203ZM234 84H236V83H234ZM253 84H255V83H253ZM260 84H261V82H260ZM172 85H173V84H172ZM182 85H183V84H182ZM185 85H186V84H185ZM215 85H214V86H215ZM255 85H256V84H255ZM262 85H263V83H262ZM188 86H189V85H188ZM188 86H187V87H188ZM204 86H205V85H204ZM204 86H203V87H204ZM217 86H218V85H217ZM217 86H216V87H217ZM229 86H230V85H229ZM233 86H234V85H233ZM260 86H261V85H260ZM263 86H264V85H263ZM161 87H162V86H161ZM167 87H168V84H167ZM167 87H166V88H167ZM216 87H215V88H216ZM238 87H239V86L236 87V91H237ZM244 87H245V86H244ZM154 88H155V87H154ZM166 88H164V89H166ZM172 88H174V87H172ZM192 88H193V87L191 86V90H193ZM195 88H198V87H195ZM195 88H194V89H195ZM215 88H214V89H215ZM261 88H262V86H261ZM169 89H170V88H169ZM169 89H168V91H169ZM200 89H201V88H200ZM203 89H204V90H202V91H204V92H208V94H209V91H210V90H208L207 87H205V88H203ZM223 89H224V88H223ZM223 89H220V90L223 91ZM225 89H226V88H225ZM252 89H253V87H252ZM256 89H257V88H256ZM263 89H264V87H263ZM263 89H262V90H263ZM160 90H161V89H160ZM172 90H173V89H172ZM172 90H171V91H172ZM220 90H218V94H220V92H219ZM234 90H235V89H234ZM243 90H244V89H243ZM248 90H249V89H248ZM162 91H163V88H162ZM200 91H201V90H200ZM200 91H199V93H200V95H202V94H201L202 92H200ZM224 91H225V90H224ZM236 91H235V92L232 91L233 94H234V93L236 94ZM256 91H257V90H256ZM165 92H166V91H165ZM190 92H191V91H190ZM194 92H195V91H194ZM197 92H198V91H197ZM212 92H213V91H212ZM212 92H211V93H212ZM216 92H217V91H216ZM216 92H215V93H216ZM250 92H251V91H250ZM167 93H168V92H167ZM188 93H189V92H188ZM188 93H187V94H188ZM199 93H198V94H199ZM223 93H224V92H223ZM227 93H229V92H227ZM251 93L253 94V92H251ZM251 93H250V94H251ZM162 94H163V95H167V94H164L163 92H162ZM168 94H169V93H168ZM192 94H193V93H192ZM198 94H197V95H198ZM221 94H222V93H221ZM238 94H239V93H238ZM243 94H244V93H243ZM254 94H255V93H254ZM259 94H260V92H259ZM261 94H263V93H261ZM261 94H260V95H261ZM189 95H190V94H189ZM193 95H195V93H194ZM197 95H196V96H197ZM200 95H199V97H200ZM228 95H229V94H228ZM245 95H246V94H245ZM247 95H248V92H247ZM161 96H162V95H161ZM217 96H218V95H217ZM217 96H216V97H217ZM219 96H220V98H221V95H219ZM226 96H227V94H226ZM261 96H262V95H261ZM167 97H168V96H167ZM167 97H166V98H167ZM184 97H185V96H184ZM186 97H187V96H186ZM190 97H193V96H190ZM166 98H165V99H166ZM181 98H182V97H181ZM217 98H218V97H217ZM222 98H224V97H222ZM261 98L263 99V97H261ZM167 99H170V98H167ZM185 99H186V98H185ZM195 99H196V97H195ZM205 99H207V98H205ZM259 99H260V98H259ZM175 100H176V99H175ZM189 100H190V98H189ZM199 100H200V98H199ZM201 100H202V99H201ZM218 100H219V99H218ZM237 100H238V99H237ZM247 100H248V98H247ZM162 101H164V99H163ZM177 101H178V100H177ZM205 101H206V100H205ZM207 101H208V100H207ZM220 101L222 102V100H220ZM223 101H224V100H223ZM234 101H236V100H234ZM262 101H263V100H262ZM168 102H169V101H168ZM189 102H190V101H189ZM221 102H220V103H221ZM237 102H238V101H237ZM182 103H183V102H182ZM186 103H187V101H186ZM214 103H215V102H214ZM218 103H219V101H218ZM250 103H251V102H250ZM258 103H259V102H258ZM161 104H162V103H161ZM161 104H160V106H163V104H162V105H161ZM201 104H202V103H201ZM237 104H238V103H237ZM243 104H244V103H243ZM165 105H167V104H165ZM204 105H205V104H204ZM204 105L202 104V106H204ZM210 105L212 106V104H210ZM218 105H219V104H218ZM220 105H221V104H220ZM220 105H219L218 107H220ZM246 105H248V104H246ZM200 106H201V105H200ZM202 106H201V107H202ZM228 106H229V105H228ZM228 106H227V107H228ZM236 106H237V105H236ZM240 106H242V105H240ZM251 106H252V105H251ZM258 106H259V108H260V104H259ZM165 107H166V106H165ZM165 107H163L162 109L165 110ZM184 107H185V106H184ZM196 107H197V106H196ZM201 107H200V108H201ZM206 107H207V105H206ZM216 107H217V106H216ZM247 107H248V106H247ZM185 108L188 109V110L191 109V111H192V109H193V108L190 106V103H189V105H186ZM200 108H199V109H200ZM208 108H211V107H208ZM239 108H240V107H239ZM242 108H243V107H242ZM242 108H241V109H242ZM249 108H250V107H249ZM252 108H253V107H252ZM162 109H161V110H162ZM195 109H197V108H195ZM225 109H227V108H225ZM236 109H238V107H237ZM263 109H264V108H263ZM159 110H160V109H159ZM166 110H167V109H166ZM202 110H203V109H202ZM204 110H205V109H204ZM242 110H243V109H242ZM242 110L240 111V113L242 112ZM250 110H251V108H250ZM257 110H258V108H257ZM180 111H181V110H180ZM182 111H183V110H182ZM182 111H181V112H182ZM184 111H186V110H184ZM191 111H190V112H191ZM195 111H196V110H195ZM227 111H228V110H227ZM227 111H226V113H227ZM234 111H235V110H234ZM234 111H233V112H234ZM244 111H245V110H244ZM244 111H243V112H244ZM164 112H165V111H164ZM201 112H202V111H201ZM205 112H206V111H205ZM236 112H237V111H236ZM245 112H247V110H246ZM245 112H244V113H245ZM202 113H203V112H202ZM202 113H201V114H202ZM237 113H239V111H238ZM240 113H239V114H240ZM247 113H248V112H247ZM251 113H252V112H251ZM254 113H255V112H254ZM155 114H156V113H155ZM157 114H158V113H157ZM160 114H161V113H160ZM162 114H165V113H162ZM162 114H161V115H162ZM262 114H263V113H262ZM158 115H159V114H158ZM166 115H167V114H166ZM184 115H185V114H184ZM198 115H199V114H198ZM205 115H206V114H205ZM205 115H204V116H205ZM213 115L216 116V117H218V120H220V119H219L220 115H217L216 112H215ZM224 115H225V114H224ZM236 115H237V114H236ZM240 115H242V113H241ZM257 115H258V114H257ZM159 116H160V115H159ZM162 116H163V115H162ZM162 116H161V117H162ZM187 116H188V115H187ZM195 116H196V115H195ZM222 116H223V115H222ZM242 116H243V115H242ZM246 116H247V115H246ZM251 116H252V115H251ZM254 116H255V115H254ZM161 117H160V118H161ZM165 117H166V116H165ZM202 117H203V116H202ZM205 117H206V116H205ZM226 117H227V116H226ZM249 117H250V115H249ZM255 117H256V116H255ZM255 117H253V118H255ZM206 118H207V117H206ZM227 118H228V117H227ZM233 118L235 119V117H233ZM241 118H242V117H240V119H241ZM157 119H159L158 116L156 117V121H157ZM167 119H168V118H167ZM186 119H188V117H187ZM194 119H195V118H194ZM202 119H203V118H202ZM152 120H153V119H152ZM163 120H164V119H163ZM176 120H177V118H176ZM199 120H200V119H199ZM199 120H198V121H199ZM214 120H217V119L214 117ZM231 120H232V117H231ZM238 120H239V119H238ZM242 120H243V118H242ZM250 120H251V119H250ZM252 120H253V119H252ZM254 120H255V119H254ZM165 121H166V120H165ZM186 121H189V119L186 120ZM186 121H185V122H186ZM205 121H206V120H205ZM229 121H230V119H229ZM259 121H260V120H259ZM154 122H155V120H154ZM167 122H168V121H167ZM167 122H166V123H167ZM185 122H184V123H185ZM230 122H232V121H230ZM233 122H234V121H233ZM237 122H238V121H237ZM242 122H243V121H242ZM247 122H249V121H247ZM250 122H251V121H250ZM253 122H254V121H253ZM163 123H164V122H163ZM182 123H183V122H181V124H182ZM206 123H207V121H206ZM219 123H221L220 125H222V122H219ZM225 123H226V122H225ZM227 123H228V122H227ZM240 123H241V121H240ZM152 124H153V123H151V125H152ZM176 124H177V123H176ZM188 124H189V123H188ZM191 124H192V123H191ZM203 124H204V123H203ZM203 124H202V125H203ZM209 124H210V122H209ZM223 124H224V123H223ZM243 124H244V123H243ZM249 124H250V123H249ZM164 125H165V124H164ZM170 125H171V124H170ZM177 125H178V124H177ZM186 125H187V122H186ZM189 125H190V124H189ZM226 125H227V124H226ZM229 125H230V124H229ZM232 125H233V124H232ZM237 125H239V124L237 123ZM237 125H236V126H237ZM253 125H254V124H253ZM253 125H252V127H253ZM190 126H191V125H190ZM206 126H207V125H206ZM236 126H234V127H235V128H238V127L241 128L240 125L237 126V127H236ZM161 127H162V126H161ZM161 127H160L159 129H161ZM181 127H182V126H181ZM185 127H186V126H185ZM218 127H219V126H218ZM223 127H225V126H223ZM227 127H229V126L227 125ZM248 127H250V126H248ZM153 128H154V127H153ZM178 128H179V127H178ZM178 128H177V130H178ZM182 128H183V127H182ZM182 128H181V129H182ZM190 128H191V127H189V129H190ZM201 128H202V126H201ZM253 128H254V127H253ZM189 129H188V130H189ZM192 129H193V128H192ZM199 129H200V128H199ZM223 129H224V128H223ZM161 130H162V129H161ZM179 130H180V129H179ZM182 130H183V129H182ZM201 130H202V129H201ZM201 130H199V131H201ZM218 130H219V129H218ZM218 130L216 129V131H218ZM246 130H247V129H246ZM253 130H254V129H253ZM255 130H256V128H255ZM166 131H167V130H166ZM184 131H185V130H183L184 135H181V136H184V137H185V135H186L185 132H186V131H185V132H184ZM219 131H220V130H219ZM226 131H227V130H225L224 133H225ZM194 132H195V131H194ZM230 132H231V131H230ZM233 132H235V131H233ZM255 132H256V131H255ZM255 132H254V134H255ZM179 133H180V131H179ZM179 133H178V135H180ZM192 133H193V132H192ZM203 133H204V134L201 136V142H202V143L204 142V143H206V145H208V144L210 143V141H209V137H210L209 135H210V134L208 133V131H206V128H205V127H204V132H203ZM244 133H246V132L244 131ZM244 133H243V134H244ZM247 133H248V132H247ZM250 133H251V131H250ZM250 133H249V134H250ZM259 133H260V132H259ZM155 134H156V133H155ZM201 134H202V133H201ZM229 134H230V133H229ZM243 134H241V135H243ZM106 135H107V134H106ZM187 135L189 136L188 133H187ZM194 135H195V134H194ZM197 135H198V132H197ZM197 135H196V136H197ZM217 135H218V134H217ZM230 135H232V134H230ZM258 135H259V134H258ZM104 136H105V135H104ZM104 136H103V137H104ZM190 136H191V135H190ZM239 136H240V135H239ZM243 136H244V135H243ZM250 136H251V135H250ZM256 136H257V135H256ZM256 136H255V137H256ZM24 137H25V135H24ZM221 137H222V136H221ZM223 137H224V136H223ZM226 137L228 138L227 135H226ZM226 137H224V138H226ZM257 137H258V136H257ZM191 138H192V137H191ZM194 138H195V137H194ZM231 138H233V137H231ZM241 138H242V137H241ZM245 138H246V137H245ZM251 138L253 139L254 136L251 137ZM259 138H260V137H259ZM104 139H105V138H104ZM148 139H149V138H148ZM148 139H147V140H148ZM189 139H190V138H189ZM217 139H218V138H217ZM221 139H222V138H221ZM221 139H220V140H221ZM233 139H234V138H233ZM242 139H243V138H242ZM260 139H261V138H260ZM195 140H197V139H195ZM195 140H194V142H196ZM218 140H219V139H218ZM218 140H217V141H218ZM224 140H225V139H224ZM224 140L222 139V141H224ZM240 140H241V139H240ZM243 140H245V139H243ZM243 140H242V141H243ZM257 140H258V139H257ZM214 141H215V139H214ZM229 141H230V140H229ZM231 141H232V140H231ZM234 141H235V140H234ZM245 141H246V140H245ZM247 141H248V138H247ZM255 141H256V140H255ZM259 141H260V140H259ZM259 141H258V144H259ZM78 142H79V141H78ZM104 142H105V141H104ZM107 142H108V141H107ZM185 142H186V141H185ZM187 142H189V141H187ZM194 142H193V143H194ZM197 142H198V141H197ZM219 142H220V141H219ZM219 142H216V143H219ZM238 142L240 143V141H237V143H238ZM102 143H103V142H102ZM228 143H229V142H228ZM233 143H234V142H233ZM233 143H232V144H233ZM235 143H236V142H235ZM245 143H246V142H245ZM263 143H264V141H263ZM104 144H105V143H104ZM104 144H103V145H104ZM196 144H197V143H196ZM210 144H211V143H210ZM230 144H231V143H230ZM240 144H241V143H240ZM246 144H247V143H246ZM260 144H261V143H260ZM181 145H182V144H181ZM212 145H213V143H212ZM227 145H228V144H227ZM234 145H235V144H233V146H234ZM238 145H239V144H237V146H238ZM254 145H255V144H254ZM104 146H106V144H105ZM183 146H184V145H183ZM231 146H232V145H231ZM248 146H249V145H248ZM248 146H247V147H248ZM252 146H253V145H252ZM101 147H102V146H101ZM211 147H212V146H211ZM220 147H221V146H220ZM257 147H258V146H257ZM178 148H179V147H178ZM182 148H183V147H181V150H182ZM224 148H228V147H227V146L225 147V145H224ZM224 148H222V149H224ZM236 148H237V147H236ZM245 148H246V147H245ZM250 148H251V145H250ZM99 149H100V148H99ZM104 149H105V148H104ZM189 149H190V148H189ZM189 149H187V150L189 151ZM205 149H207V148L205 147ZM216 149H217V148H216ZM231 149H232V148H231ZM238 149H239V148H237V150H238ZM248 149H249V147H248ZM101 150L103 151V149H101ZM101 150H100V151H101ZM184 150L186 151V149H184ZM184 150H183V151H184ZM190 150H193V151H194L195 149H190ZM214 150H215V149H214ZM228 150H229V149H228ZM240 150H241V149H240ZM263 150H264V149H263ZM94 151L96 152V149H94ZM185 151H184V152H185ZM188 151H187V152H188ZM212 151H213V150H212ZM215 151H216V150H215ZM217 151H218V150H217ZM222 151H223V150H222ZM247 151H248V150H247ZM74 152H75V151H74ZM179 152H180V151H179ZM179 152H178V154H179ZM184 152H182V153H184ZM187 152H185V154H186ZM190 152H191V151H190ZM202 152H203V151H202ZM209 152H210V151H209ZM223 152H224V151H223ZM238 152H239V151H238ZM240 152H241V151H240ZM91 153H92V152H91ZM97 153H98V152H97ZM99 153H101V152H99ZM99 153H98V154H99ZM224 153H225V152H224ZM131 154H133V153L129 151V155H131ZM180 154H181V153H180ZM188 154H189V153H188ZM227 154H228V153H227ZM96 155H97V154H95V157H96ZM183 155H184V154H183ZM212 155H214V154H212ZM220 155H221V154H220ZM122 156H123V155H120L119 158H121ZM202 156H203V155H202ZM210 156H211V155H210ZM210 156H209V157H210ZM216 156H218V153H217ZM223 156H224V155H223ZM230 156H231V155H230ZM192 157H193V156H192ZM192 157H191V158H192ZM185 158H187V157H185ZM188 158H189V156H188ZM205 158H206V157H205ZM221 158H222V157H221ZM227 158H229V157H227ZM227 158H225V160H226ZM146 159H147V158H146ZM148 159H150V158H148ZM170 159H173V158H170ZM174 159H175V158H174ZM181 159H182V157H181ZM218 159H219V158H217V160H218ZM175 160H176V159H175ZM179 160H180V157H179ZM179 160H178V161H179ZM188 160H189V159H188ZM188 160H186V161H188ZM190 160H191V159H190ZM199 160H200V159H199ZM206 160H207V158H206ZM228 160H229V159H228ZM146 161H147V160H146ZM172 161H173V160H172ZM183 161H184V163H186L185 160H183ZM192 161H193V159H192ZM201 161H202V160H201ZM238 161H239V160H238ZM53 162H54V161H53ZM55 162H56V161H55ZM55 162H54V163H55ZM60 162H62V161H60ZM63 162H64V161H63ZM141 162H142V161H141ZM188 162H189V161H188ZM202 162H204V160H203ZM218 162H219V160H218ZM236 162H237V161H236ZM57 163L59 164L58 161H57ZM219 163H221V161H220ZM232 163H233V162H231V163H229V164H232ZM187 164H188V163H187ZM249 164H250V163H249ZM183 165H186V164H183ZM183 165H182V166H183ZM188 165H189V164H188ZM203 165H204V163H203ZM56 166H57V165H56ZM58 166H59V165H58ZM58 166H57V167H58ZM180 166H181V165H180ZM186 166H187V165H186ZM192 166H193V165H192ZM220 166H221V165H220ZM228 167H229V166H228ZM228 167H227V169H228ZM60 168H61V167H60ZM184 168H188V167H184ZM184 168H183L184 171L187 170V169H184ZM201 168H202V167H201ZM207 169H208V168H207ZM189 170H190V168H189ZM231 170H232V169H230V171H231ZM253 171H254V170H252V172H253ZM152 172H154V170H152ZM191 173H192V171H191ZM194 173H195V172H194ZM182 174H184V172H183ZM242 174H243V173H242ZM247 174H248V173H247ZM161 175H162V176L160 177V179L163 180L165 174H164V175L161 174ZM200 175H201V173H200ZM208 175H209V174H208ZM190 176H191V175H190ZM196 176H198V175H197V172H196ZM182 177H183V176H182ZM201 177H202V176H201ZM239 177H240V176H239ZM245 177H246V176H245ZM247 177H249V175H247ZM259 177H261V175L258 176V179H259ZM195 178H197V177H195ZM249 178H250V177H249ZM147 179H149L147 182L150 183V185H149V189H151V190L154 189V188H155V185H156V184L154 185V183H155L154 181H156V179H155V178L153 179L152 176H150V177L147 178ZM157 179H159L158 176H157ZM184 179H185V178H184ZM184 179L182 180V182L184 181ZM188 179H189V178H188ZM193 179H194V178H193ZM199 179H200V177H199ZM255 179H256V178H255ZM142 180H143V178H142ZM236 180H238V179H236ZM196 181H197V180H196ZM200 181H201V180H200ZM200 181H199V182H200ZM204 181H205V180H204ZM229 181H230V180H229ZM231 181H232V180H231ZM240 181H241V180H240ZM249 181H250V179H249ZM252 181H253V180H252ZM185 182H186V180H185ZM238 182H239V181H238ZM247 182H248V181H247ZM255 182H256V180H255ZM260 182H261V179H260ZM189 183H192V182H189ZM201 183H202V182H201ZM242 183H243V182H242ZM250 183H252V182H250ZM261 183H262V182H261ZM80 184L83 185L82 187H84V188H86V186H88V185H86L85 183H81V182H80ZM181 184H182V183H181ZM181 184H180V185H181ZM185 184H186V183H185ZM192 184H193V183H192ZM229 184H231V183H229ZM235 184H236V182L233 184V186H235ZM245 184H246V183H245ZM247 184H248V183H247ZM37 185H38L39 192H45V193H46V191L48 190L47 187H45V186H43L42 184H40V182L37 183ZM186 185H187V184H186ZM197 185H198V184H197ZM197 185H196V186H197ZM46 186H47V185H46ZM201 186H202V185H201ZM204 186H205V185H204ZM247 186H248V185H247ZM198 187H199V186H198ZM242 187H243V186H242ZM248 187H249V186H248ZM169 188L171 189V187H169ZM193 188H194V187H193ZM185 189H186V188H185ZM250 189H251V193H249V197L252 198V202H251V204L254 205V206L256 207V206H258V205H260V204L262 203V202L260 203V202L258 201V198H259V200H260V198H261V194H260L259 192H262V190L260 191V186H259L258 184H256L255 186L252 185ZM178 190H180V189H178ZM183 190H184V189H183ZM198 190H199V189H198ZM200 190H201V188H200ZM234 190H235V189H234ZM244 190H245V189H244ZM113 191H114V190H113ZM194 191H196V190H194ZM231 191H233V190H231ZM39 192H38V193H39ZM184 192H185V191H184ZM243 192H244V191H243ZM243 192H242V193H243ZM249 192H250V191H249ZM106 193H107V192H106ZM185 193L187 194V192H185ZM189 193H190V192H189ZM194 193H195V192H194ZM196 193H197V192H196ZM196 193H195V194H196ZM198 193H200V192H198ZM244 193L247 195L246 192H244ZM244 193H243L242 195L245 197L246 195H244ZM183 194H184V193H183ZM234 194H235V192H234ZM262 194H264V193H262ZM107 195H109V192L107 193ZM111 195H112V199H113V201H114V199H115L117 204L119 203V205H126V206H128L130 211H133V212L135 211V213L145 212V213H147V214H149V215H152V216H155V217H157V218H162V217H161V216H162V213H161L158 209H156V208H151L150 206H142V205H140L139 200H136L137 198H136V196H134L133 193H131V194H129V195H130V197L135 198L134 201H132V199H129V198H127V197H119V196H117L114 192H112ZM192 195H194V194H192ZM200 195H201V194H200ZM98 196H99V195H98ZM179 196H182V195H180V193H179ZM196 196L198 197L199 195L197 194ZM234 196H235V195H234ZM0 197H1V195H0ZM240 197H241V196H240ZM244 197H243V198H244ZM1 198H2V197H1ZM183 198H186V196L183 197ZM191 198H192V197H191ZM234 198H235V197H233V199H234ZM2 199H4V198H2ZM193 199L195 200V198H193ZM196 199H197V198H196ZM239 199H240V198H239ZM180 200H181V199H180ZM5 201H6V200H5ZM186 201H187V200H186ZM191 201H192V200H191ZM240 201H241V200H240ZM182 202H183V200H182ZM187 202H188V201H187ZM187 202H186V203H187ZM197 202H199V201H197ZM236 202H237V201H236ZM241 202H242V201H241ZM241 202H239V203L241 204ZM4 203H5V202H4ZM177 203H178V202H176V205H177ZM179 203H180V202H179ZM184 203H185V202H184ZM184 203H182V204H184ZM263 203H264V202H263ZM188 204H189V203H188ZM186 205H187V204H186ZM189 205H190V204H189ZM201 205H202V204H201ZM203 205H204V204H203ZM203 205H202V206H203ZM234 205H235V204H234ZM263 205H264V204H263ZM263 205H262V206H263ZM182 206H183V205H182ZM190 206H192V205H190ZM190 206H189V208H190ZM209 206H210V205H209ZM183 207H185V206H183ZM195 207H196V206H195ZM210 207H211V206H210ZM235 207H237V206H235ZM177 208H178V207H177ZM185 208H186V207H185ZM187 208H188V206H187ZM187 208H186V209H187ZM192 208H193V207H191V209H192ZM258 208H259V207H258ZM193 209H194V208H193ZM203 209H204V208H203ZM242 209H243V207H242ZM245 209H246V208H245ZM245 209H244V210H245ZM177 210H178V209H177ZM182 210H183V212H184V209H182ZM189 210H190V209H189ZM205 210H206V209H205ZM207 210H208V209H207ZM259 210H261V209H259ZM262 210H263V208H262ZM262 210H261V211H262ZM195 211H196V210H195ZM201 211H203V210H200V212H201ZM241 211H242V210H241ZM183 212H182V213H183ZM196 212H197V211H196ZM7 213H8V212H7ZM9 213H10V212H9ZM180 213H181V212H180ZM180 213H178V216L180 215ZM188 213H189V211H188ZM191 213H192V212H191ZM191 213H190V214H191ZM207 213H209V211H208ZM228 213H229V212H228ZM105 214H106V213H105ZM184 214H185V212H184ZM192 214H193V213H192ZM199 214H200V213H199ZM249 214H253V215H255V214H256V211H255V212L252 211V213L250 212ZM160 215H161V216H160ZM181 215H182V214H181ZM185 215H186V214H185ZM187 215H189V214H187ZM195 215H196V214H195ZM201 215H202V214H201ZM210 215H211V214H210ZM231 215H232V214H231ZM182 216H183V215H182ZM189 216H190V215H189ZM193 216H194V215H193ZM213 216H214V215H213ZM257 216L259 217L258 220H261V219H262V216H259V213H258ZM204 217L206 218V216H204ZM39 218L41 219V216H39ZM103 218H104V217H103ZM178 218H179V217H178ZM196 218H197V217H196ZM207 218H209V217H207ZM213 218H214V217H213ZM256 218H257V217H256ZM89 219L92 221V219H91L90 217H89ZM166 219H167V218H166ZM172 219H173V217H172ZM188 219H189V217H188ZM203 219H204V218H203ZM99 220H101V218H100ZM99 220H98V221H99ZM102 220H104V219H102ZM132 220H134V219H132ZM185 220H186V218H185ZM190 220H191V219H190ZM106 221H107V220H106ZM108 221H109V220H108ZM115 221H116V218H115ZM170 221H171V220H170ZM197 221H198V220H197ZM202 221H203V220H202ZM5 222H6V221H5ZM86 222H89V220H87ZM102 222H103V221H102ZM102 222H101V223H102ZM112 222H113V221H112ZM119 222H120V221H119ZM199 222H200V221H199ZM218 222H219V221H218ZM227 222H228V221H227ZM97 223H98V222H97ZM124 223H125V222H124ZM174 223H175V222H174ZM220 223H221V222H220ZM108 224H109V223H108ZM116 224H117V221H116ZM169 224H170V223H169ZM206 224H207V223H206ZM217 224H218V223H217ZM223 224H224V223H223ZM97 225H98V224H97ZM102 225H103V224H102ZM119 225H120V223H119L117 226H119ZM122 225H123V224H122ZM130 225H131V224H130ZM133 225H134V224H133ZM179 225H181V224L179 223ZM215 225H216V224H215ZM219 225H221V224H219ZM106 226H107V225H106ZM134 226H135V225H134ZM10 227H11V226H10ZM102 227H103V226H102ZM107 227H108V226H107ZM109 227H110V226H109ZM115 227H116V226H115ZM115 227H114V228H115ZM122 227H123V226H122ZM125 227H126V226H125ZM136 227H137V226H136ZM139 227H140V226H139ZM139 227H138V229H139ZM203 227H204V226H203ZM140 228H141V227H140ZM151 228H153V227H151ZM190 228H191V227H190ZM207 228H208V227H207ZM8 229H9V228H8ZM105 229H106V228H105ZM107 229H108V228H107ZM119 229H120V228H119ZM122 229H123V228H122ZM138 229H137V231H138ZM145 229H147V228H145ZM154 229H155V228H154ZM186 229H187V228H186ZM211 229H212V228H211ZM215 229H216V227H215ZM223 229H224V228H223ZM223 229H222V230H223ZM226 229H227V228H226ZM98 230H99L100 236H102L103 233H101V232H103L104 229H103V231H102L101 227L98 225ZM117 230H118V228H117ZM133 230H134V227H133ZM133 230H131V231L129 230V231H130L129 233H131ZM157 230H158V229H156V231H157ZM195 230H196V229H195ZM203 230H204V229H203ZM24 231H27V229L24 230ZM112 231H113V230H112ZM115 231H116V230H115ZM134 231H135V230H134ZM158 231H159V230H158ZM198 231H199V230H198ZM217 231H218V230H217ZM225 231H226V230H225ZM146 232H147V231H146ZM153 232H154V231H153ZM163 232H164V230H163ZM173 232H174V231H173ZM180 232H181V231H180ZM201 232H202V231H201ZM11 233H13V232H11ZM23 233H24V232H23ZM30 233H31V232H30ZM114 233H115V232H114ZM132 233H134V232H132ZM226 233H228V232H226ZM31 234H32V233H31ZM64 234H65V237H70V238H72V239L78 238V235L80 236V235L82 234V231H81V230L79 229V227H78V221H77V219L75 220V218H73V219L69 220V222L67 223V226H66V233L64 232ZM109 234H110V233H109ZM152 234H153V233H152ZM174 234H177L176 231H175ZM181 234H182V233H181ZM228 234H229V233H228ZM11 235H12V234H11ZM27 235H28V234H27ZM27 235H25V236L27 237ZM112 235H113V233H112ZM132 235H133V234H132ZM141 235H142V234H141ZM154 235H155V234H154ZM154 235H153V237H154ZM169 235H170V234H169ZM177 235L179 236L180 234H177ZM194 235H195V234H194ZM197 235H198V234H197ZM197 235H196V236H197ZM263 235H264V230L260 229V230H259V233H258V235H257V237H258V239L263 240L262 243H264V236H263ZM13 236H14V235H13ZM16 236H17V235H16ZM19 236H20V235H19ZM28 236H29V235H28ZM108 236H109V235H108ZM114 236H115V235H114ZM118 236L120 237V232H118ZM139 236H140V235H139ZM262 236H263V237H262ZM20 237H21V236H20ZM23 237H24V236H23ZM121 237H122V235H121ZM148 237H149V236H148ZM176 237H177V236L174 235L175 240L178 238V237H177V238H176ZM180 237H181V236H180ZM217 237H218V236H217ZM112 238H113V237H112ZM114 238H117V237H114ZM133 238H134V237H133ZM157 238H158V237H157ZM157 238H156V239H157ZM159 238H161V237H159ZM159 238H158V239H159ZM172 238H173V237H172ZM182 238H184V237L182 236ZM187 238H188V237H187ZM200 238H201V237H200ZM203 238L205 239V236H204ZM206 238H207V237H206ZM15 239H16V238H15ZM101 239H102V238H101ZM109 239H110V238H109ZM124 239H125V238H124ZM124 239L122 238V240H124ZM150 239H152V238H150ZM154 239H155V238H154ZM178 239H180V238H178ZM191 239H192V238H191ZM194 239H195V238H194ZM197 239H198V238H197ZM209 239H210V238H209ZM214 239H215V238H214ZM11 240H12V239H11ZM18 240H20V239H18ZM22 240H23V238H22ZM22 240H21V242H22ZM27 240H28V239H27ZM31 240H32V239H31ZM118 240H121V239H118ZM136 240H138V239H136ZM172 240H173V239H172ZM183 240H185V239H183ZM183 240L181 241V239H180L181 242H183ZM198 240H199V243H200V240H201V239H198ZM216 240H217V239H216ZM4 241H5V240H4ZM88 241H89V240H88ZM110 241H111V240L108 241L107 238H106V240H105V238L102 239V240H99L97 247H94V246H88V247L90 248V251H89L88 253H89V254L93 253V254H94V255L92 254L93 257H94L95 254H96V256H97L96 260H97V259H103L102 257L100 258L102 251H103L104 249H106V250H107L108 248L110 249V245H113V247H115V245H116L114 239H113V243H112V244L110 243ZM116 241H117V240H116ZM138 241H139V240H138ZM141 241H142V240H141ZM143 241H148V240H143ZM173 241H174V240H173ZM173 241H172V242H173ZM176 241H177L179 244L181 243V242H179L178 240H176ZM185 241H186V240H185ZM185 241H184V242H185ZM195 241H196V240H195ZM231 241H232V240H231ZM13 242L16 243L15 240H14ZM13 242H12V243H13ZM26 242H28V241H26V238H25L24 244H25ZM124 242H125V241H123V242H121V241H117L116 243L119 244V245H120V244H123L122 246L125 247L124 244L127 243V241H126L125 243H124ZM128 242H129V241H128ZM156 242H157V240H156ZM170 242H171V240H170ZM172 242H171V245H172ZM177 242H176V244H177ZM196 242H198V241H196ZM213 242H215V241H213ZM3 243H4V242H3ZM17 243H18V242H17ZM150 243H151V242H150ZM150 243H149V244H150ZM174 243H175V241H174ZM185 243H186V242H185ZM234 243H235V242H234ZM236 243H238V242H236ZM20 244H21V243H20ZM176 244H175V246H176ZM179 244H178V245H179ZM195 244H196V243H195ZM197 244H198V243H197ZM197 244H196V245H197ZM200 244H201V243H200ZM215 244H216V243H215ZM223 244H224V242H223ZM223 244H222V245H223ZM230 244H231V242H230ZM14 245H15V244H14ZM14 245H13V246H14ZM25 245H26V244H25ZM99 245H100V246H99ZM128 245H130V244H128ZM135 245H136V244H135ZM141 245H142V244H141ZM156 245H157V244H156ZM156 245H155V246H156ZM182 245H183V244H182ZM213 245H214V243H213ZM227 245H228V244H227ZM263 245H264V244H263ZM6 246H7V244H6ZM16 246H17V245H16ZM26 246H27V245H26ZM133 246H134V245H133ZM157 246H158V245H157ZM172 246H173V245H172ZM172 246H171V247H172ZM187 246H188V245H187ZM187 246H184V247H187ZM189 246H191L190 243H189ZM192 246H193V244H192ZM210 246H211V245H210ZM214 246H216V245H214ZM258 246H259V245H258ZM113 247H112V248H113ZM129 247H130V246H129ZM137 247H138V246H137ZM143 247H144V246H143ZM182 247H183V246H182ZM196 247H198V246H196ZM230 247H231V245H230ZM250 247H251V246H250ZM250 247H249V248H250ZM117 248H118V247H117ZM117 248H116V249H117ZM125 248H126V247H125ZM127 248H128V246H127ZM139 248H140V247H139ZM139 248H138V249H139ZM144 248H145V247H144ZM172 248H173V247H172ZM189 248H190V247H189ZM192 248H193V247H192ZM192 248H191V249H192ZM201 248H202V247H201ZM257 248H262V247L259 246V247H257ZM257 248H250V249H251L250 251H252V254L254 253V255H255V254L257 253V252L255 253V250H256ZM3 249H4V248H3ZM15 249H16V248H15ZM18 249H19V248H18ZM120 249H121V248H120ZM120 249H118V250H120ZM140 249H141V248H140ZM140 249L137 250V251H135V252H136V253H135V256H134L135 258H137V256H138V255L136 256V254H141V255H142V254L144 253V252H141L142 250L140 251ZM145 249H146V248H145ZM148 249H149V248H148ZM154 249H155V248H154ZM176 249H177V248H176ZM178 249H179V247H178ZM182 249H183V248H182ZM195 249H197V248H195ZM198 249H199V248H198ZM245 249H246V248H245ZM254 249H255V250H254ZM110 250H111V249H110ZM118 250H117V251H118ZM125 250H126V249H125ZM125 250H124V252H125V255H126V251H127V250H126V251H125ZM170 250L173 251V249H170ZM170 250H169V251H170ZM219 250H220V249H219ZM232 250L234 251V249H232ZM263 250H264V249H263ZM14 251H15V250H14ZM107 251H108V250H107ZM112 251L115 252V249L113 248ZM129 251H131V249H130ZM169 251H168V252H169ZM176 251L178 252L179 250H176ZM181 251H182V250H181ZM185 251H186V250H185ZM185 251H183V252L185 253ZM189 251H190V250H189ZM233 251H232V253H233ZM237 251H238V250H237ZM256 251H257V250H256ZM8 252H9V251H8ZM18 252H19V251H17V253H18ZM23 252H24V251H23ZM28 252H29V251H28ZM110 252H111V251H110ZM114 252H113V253H114ZM122 252H123L122 250H120V253L118 252L119 255H120V257L123 256V254L121 255ZM164 252H166V251H164ZM204 252H206V251H204ZM207 252H208V251H207ZM230 252H231V251H230ZM235 252H236V250H235ZM235 252H234V253H235ZM241 252H243V251H241ZM241 252H240V253H241ZM261 252H263V251H261ZM261 252H260V253H261ZM15 253H16V252H15ZM107 253H108V252H107ZM151 253H152V254H151ZM158 253H160V251L158 252L157 250H154V251H151V252H150L151 255L154 254L155 256H157ZM162 253H163V252H162ZM170 253H171V252H170ZM175 253H176V252H175ZM196 253L198 254V252H196ZM210 253H211V252H210ZM222 253H223V252H222ZM234 253H233V254H234ZM8 254H10V253H8ZM127 254H128V252H127ZM160 254H161V253H160ZM177 254L180 255L181 252H180V253H177ZM185 254H186V253H185ZM185 254H184V255H185ZM189 254H190V253H189ZM197 254H196V255H197ZM206 254H207V253H205V255H206ZM208 254H209V252H208ZM208 254H207V255H208ZM220 254H221V253H220ZM225 254H226V253H225ZM233 254H232V255H233ZM241 254H242V253H241ZM258 254H259V252H258ZM263 254H264V253H263ZM104 255H105V252H104ZM113 255H114L113 257H115V254H113ZM131 255H132V254H131ZM141 255H140V256H141ZM151 255H150V256H151ZM158 255H159V254H158ZM169 255H170V254H169ZM171 255H172V253H171ZM171 255H170V257L173 256V255H172V256H171ZM179 255H178V256H179ZM184 255H183V257H184ZM192 255H193V254H192ZM192 255H189V256H192ZM194 255H195V254H194ZM234 255H235V254H234ZM260 255H261V257L263 258L262 254H260ZM10 256H11V255H10ZM14 256H15V255H14ZM19 256H20V255H19ZM26 256H27V255H26ZM110 256H111V255H110ZM116 256H117V253H116ZM127 256H128V255H127ZM162 256H163V255H162ZM166 256L168 257V255H166ZM180 256L182 257V254H181ZM230 256H231V255H230ZM236 256H237V255H236ZM242 256H243V255H242ZM251 256H253V255H251ZM21 257H22V256H21ZM24 257H25V256H24ZM24 257H22V258H24ZM107 257H108V256H107ZM125 257H126V256H124V257H122V258L124 259ZM129 257H130V255H129ZM148 257H149V256H148ZM170 257H169V258H170ZM173 257H175V256H173ZM173 257H172V259H173ZM196 257H197V256H196ZM245 257H247V256H245ZM255 257H256V256H255ZM257 257H258V256H257ZM257 257H256V258H257ZM12 258H13V256H12ZM16 258H17V257H15L14 260H16ZM104 258H105V257H104ZM140 258H142V257H140ZM146 258H147V257H146ZM221 258H222V257H221ZM232 258H233V259H232ZM232 258H231V259H232V263H233L234 257H232ZM256 258H255V259H256ZM258 258H259V257H258ZM7 259H9V258H7ZM7 259H6L5 261H7ZM93 259H95V258H93ZM105 259H106V258H105ZM129 259H130L129 261H131V262L133 261V260H131V258H129ZM138 259H139V257H138ZM174 259H176V258H174ZM180 259L182 260V263H183V259H182V258H180ZM186 259H187V258H186ZM189 259H190V258H189ZM215 259H216V258H215ZM263 259H264V258H263ZM10 260H11V258H10ZM120 260H122V259L119 258L118 261H120ZM140 260L142 261V259H139V261H140ZM143 260H144V257H143ZM170 260H171V259H170ZM170 260H169V262H168L167 259L164 258V257H160V258H159V257H155V258H154V257H153V258L151 257V258H148L146 261H148V264H161V263H162V264H167L166 261H167L168 263H170ZM176 260H177L176 262H179V261H180V260H178V259H176ZM184 260H185V259H184ZM193 260H194V262H195V259H193ZM193 260H192V261H193ZM200 260H201V259H200ZM202 260H203V259H202ZM210 260H211V259H210ZM256 260H259V259H256ZM18 261H19V258H18ZM125 261H126V260H125ZM125 261H123V262H125ZM129 261H127V262H128L129 264H131V262H129ZM135 261H136V260H134V262H135ZM139 261H136V263L139 262ZM189 261H190V260H189ZM260 261H261V259H260ZM12 262H13V260H12ZM93 262H94V260H93ZM100 262H101V260H100ZM104 262H105V261H104ZM115 262H116V261H115ZM127 262H126V264H127ZM142 262H144V261H142ZM171 262H172V260H171ZM180 262H181V261H180ZM185 262H186V261H185ZM194 262H193V263H194ZM234 262H235V261H234ZM243 262H244V261H243ZM245 262H246V260H245ZM256 262H259V261H256ZM7 263H8V262H7ZM7 263H6V264H7ZM101 263H102V262H101ZM101 263H100V264H101ZM105 263H106V262H105ZM139 263H140V262H139ZM145 263H146V262H145ZM172 263H174V261H173ZM172 263H171V264H172ZM205 263H206V262H205ZM210 263H211V261H210ZM210 263H208V264H210ZM212 263H213V262H212ZM212 263H211V264H212ZM235 263H236V262H235ZM235 263H234V264H235ZM9 264H10V263H9ZM22 264H23V263H22ZM95 264H97V262H96ZM102 264H103V263H102ZM114 264H116V263H114ZM119 264H122V263H119ZM132 264H133V262H132ZM134 264H135V263H134ZM143 264H144V263H143ZM174 264H175V263H174ZM177 264H179V263H177ZM183 264H184V263H183ZM190 264H191V263H190ZM201 264H202V263H201ZM216 264H218V262H217ZM242 264H243V263H242ZM244 264H245V263H244ZM247 264H248V263H247ZM250 264H251V263H250ZM260 264H262V261H261Z\"/></svg>","mask_w":264,"mask_h":264}]
</instances>
